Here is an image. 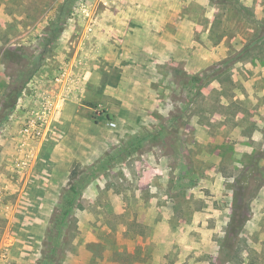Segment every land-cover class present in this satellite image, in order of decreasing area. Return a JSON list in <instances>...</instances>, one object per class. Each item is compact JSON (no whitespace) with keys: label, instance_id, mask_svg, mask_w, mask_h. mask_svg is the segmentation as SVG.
I'll return each mask as SVG.
<instances>
[{"label":"rangeland","instance_id":"obj_1","mask_svg":"<svg viewBox=\"0 0 264 264\" xmlns=\"http://www.w3.org/2000/svg\"><path fill=\"white\" fill-rule=\"evenodd\" d=\"M58 160L20 196L19 165ZM48 255L264 264V0H0V264Z\"/></svg>","mask_w":264,"mask_h":264},{"label":"crops","instance_id":"obj_2","mask_svg":"<svg viewBox=\"0 0 264 264\" xmlns=\"http://www.w3.org/2000/svg\"><path fill=\"white\" fill-rule=\"evenodd\" d=\"M45 141H49V140H45ZM49 145V144H51V142H43V144H42V146H44V145ZM41 149H43V148H41ZM44 151H45V149H44ZM40 160V159H39ZM23 161V160H22ZM23 162H25V160L23 161ZM18 163V162H17ZM53 164V166H54V168H56L55 170H54V168L50 165L49 167H47V166H39L38 167V163L36 164V166L34 167V168H27V167H25V164H24V166L22 165V166H20L19 165V167L17 168V170H16V172H17V174H16V172H15V174L19 177V178H26V183H27V186H24V187H22V189H21V193H20V196L22 197L24 194H26V196L28 195V194H30L31 192H33V190H36L35 191V193L37 192V191H39V192H55L56 190H55V188H53V189H51L50 187V185L51 184H49L48 186H47V182H49L50 181V177L53 175V176H55V175H58L57 177L58 178H60V180H58V182H59V184H63V182H64V180H65V178L67 177V175H68V165H69V163H70V161H53L52 162ZM52 167V168H51ZM55 173H57V174H55ZM55 174V175H54ZM49 176V178L47 179L48 181L47 182H45L44 184H35V185H37V186H32L33 184L31 183L35 178H38V180L42 177V178H47ZM31 183V184H30ZM31 185V186H30ZM46 187H45V186ZM60 185V186H61ZM40 187H41V189H40ZM54 187V186H53ZM44 189V190H43ZM47 190V191H46ZM36 197H38V196H36ZM29 198H30V196H29ZM28 197H26V199H27V201L28 202H26V204H28L29 203V199ZM31 201V200H30ZM42 202H43V200H39L38 198H36V200H35V202H33V201H31L29 204H42ZM39 238V237H38ZM9 251V250H8ZM6 252V251H5ZM12 252V251H11ZM11 252H7V255L9 256V255H12L11 254ZM14 255V254H13ZM24 255H26V253H24V252H20L18 255H15V256H17V257H24Z\"/></svg>","mask_w":264,"mask_h":264},{"label":"trees","instance_id":"obj_3","mask_svg":"<svg viewBox=\"0 0 264 264\" xmlns=\"http://www.w3.org/2000/svg\"><path fill=\"white\" fill-rule=\"evenodd\" d=\"M6 54L8 55L9 53L6 52ZM24 85H25V81L20 83L19 85H17L16 89L13 93L6 95V98L8 99V105L6 106L4 111L10 112L14 108L16 100H17L21 90L23 89ZM68 189H69V192H71L72 194H75L78 192L76 185H70L68 187ZM239 193H240V191H239ZM64 205H65V208H64L63 212L61 213V220H63L64 217L69 216L71 213V207L69 206V204H64ZM242 224H243V213H240V210H238L237 207L234 206V208L231 212V218H230V224H229V227L231 229L230 231L232 232V234H234V236L236 234H238V231L242 227ZM233 226H234V229L232 228ZM58 238H59V234L53 236L52 241H50V242L47 241L48 243L46 242L47 246H48V249L46 252L52 253V252L57 251L58 242H59ZM53 259L54 258L52 256L48 255V258H46V260H45V262H43V264H55Z\"/></svg>","mask_w":264,"mask_h":264},{"label":"built area","instance_id":"obj_4","mask_svg":"<svg viewBox=\"0 0 264 264\" xmlns=\"http://www.w3.org/2000/svg\"><path fill=\"white\" fill-rule=\"evenodd\" d=\"M59 79L60 78H56V80ZM39 103L42 109L41 113H44L45 111L49 110V106L52 105L51 100L47 96H42ZM41 117H38L37 120L34 119L28 120L27 127L25 128V130L28 132L27 137H30L33 140L40 137L42 133V124H43V118Z\"/></svg>","mask_w":264,"mask_h":264}]
</instances>
